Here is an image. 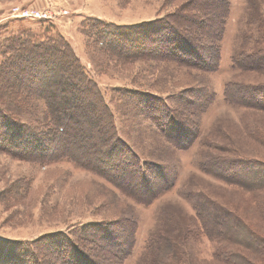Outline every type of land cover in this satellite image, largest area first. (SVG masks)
Masks as SVG:
<instances>
[{
    "label": "trees",
    "instance_id": "obj_1",
    "mask_svg": "<svg viewBox=\"0 0 264 264\" xmlns=\"http://www.w3.org/2000/svg\"><path fill=\"white\" fill-rule=\"evenodd\" d=\"M216 2L190 0L172 14L173 21L165 18L142 23L141 31L128 42L130 47L115 43L122 32L108 30L100 41L109 40L110 46L100 47L99 53L114 55L122 62L162 60L190 70L215 71L221 61V40L228 15V2L220 0V9L218 5L215 9L212 4ZM8 36L0 49V139L6 142L5 137H10L14 141L11 147L2 144L0 150L41 164L66 159L144 204L172 185L162 167L141 160L118 135L113 111L102 89L63 33L20 27ZM123 48L130 51L124 53ZM231 66L239 75L246 72L264 75V45L240 50L232 57ZM183 90L186 93L195 88ZM222 93L227 103L264 114V81L233 78L223 85ZM137 95L145 96L146 111L152 117L157 121L164 119L161 127L168 142L186 149L198 140V123L190 125L158 98L136 91ZM200 95L202 99L197 96L191 101L185 99L198 106L214 98L213 92L203 89ZM70 97L77 102L62 106L61 102ZM151 98L163 110H152L155 105L151 104ZM204 109L203 106L199 112ZM257 123L253 119L246 121L243 136L254 148H261V152L248 155L233 143L226 146L211 143L205 145L197 164L204 173L250 194L253 200L250 217L264 225V128ZM188 198L195 221L172 226L180 228V237L161 233L159 228L166 222L162 226L160 223L158 231L146 241L141 264H184L187 245L196 234L220 242L211 252L210 264H264V232L256 224L204 196ZM208 209L212 210L209 215ZM135 233L136 218L129 216L86 224L78 239L61 232L47 234L40 238L44 240L36 250L16 243H0V247L11 248L7 255L0 256V264H23L21 261L24 264H124L136 247ZM56 237L61 239L59 242H65L69 253L62 255L63 248Z\"/></svg>",
    "mask_w": 264,
    "mask_h": 264
},
{
    "label": "rangeland",
    "instance_id": "obj_2",
    "mask_svg": "<svg viewBox=\"0 0 264 264\" xmlns=\"http://www.w3.org/2000/svg\"><path fill=\"white\" fill-rule=\"evenodd\" d=\"M189 1L0 0V49L8 35L18 32L20 27L63 33L102 89L113 111L118 135L141 160L156 162L162 167L172 181V185L155 196L152 202L144 204L127 197L97 174L77 167L66 159L41 164L0 150V241H3L0 243H16L23 248L36 250L44 240L40 238L47 234L61 232L78 239L81 228L86 224L134 216L136 247L124 264H141L146 241L158 231L160 223L162 226L166 222L159 228L161 233L180 237V228L172 226L195 221V213L187 199H200L198 195L235 211L264 232L263 223L250 217L253 206L250 194L204 173L197 164L206 144L226 146L233 143L239 151L248 155L262 151L261 148H254L243 135L244 124L249 119L264 128V114L227 103L222 89L233 78L264 81V75L256 72L239 75L231 66L232 57L240 50L264 45V0H225L228 2V15L221 40V61L215 71L190 70L162 60L122 62L114 55L99 53L100 47L110 46L109 40L104 43L100 41L108 30L122 32L115 43L130 47L128 42L131 43L136 32L141 31L139 26L142 23L165 18L173 21L172 14L180 11L181 4ZM218 2L212 4L215 9L221 7ZM15 7L55 10L59 14L53 20L13 17L11 12ZM152 25L151 29L154 27ZM202 40L205 41L204 38ZM129 51L124 49V53ZM186 87L195 88V91L183 93ZM202 89L213 92V100L201 102L198 106L188 103L185 98L190 101L194 99L193 96L202 99ZM136 91L162 100L167 108L175 110L190 125L198 123V140L186 149L168 142L161 127L164 119L157 121L152 117L146 111L145 96H135ZM133 99H136L135 103ZM151 100V104L155 105L152 110L163 108L156 106L155 99ZM75 102L77 100L70 97L61 105L68 106ZM203 106L204 111L199 112ZM4 140L6 142L0 139V146L5 144L11 147L14 141L10 137ZM210 213L212 210L208 209L207 214ZM165 217L171 220L166 221ZM56 239L61 240L59 237ZM58 243L63 248L62 255L69 253L70 249L64 241ZM219 243L204 234H196L187 245L188 255L182 263L210 264L211 252ZM10 250L9 247H0V256L7 255ZM21 263L24 264L23 261Z\"/></svg>",
    "mask_w": 264,
    "mask_h": 264
},
{
    "label": "built area",
    "instance_id": "obj_3",
    "mask_svg": "<svg viewBox=\"0 0 264 264\" xmlns=\"http://www.w3.org/2000/svg\"><path fill=\"white\" fill-rule=\"evenodd\" d=\"M66 12V10H63ZM57 11H50V10H39L35 8H20L15 7L11 12V16L13 17H34V18H41V19H49L53 20L57 17Z\"/></svg>",
    "mask_w": 264,
    "mask_h": 264
}]
</instances>
